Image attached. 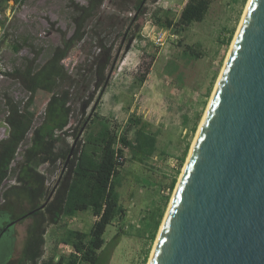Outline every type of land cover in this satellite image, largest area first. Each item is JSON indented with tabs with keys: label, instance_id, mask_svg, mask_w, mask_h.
Masks as SVG:
<instances>
[{
	"label": "rangeland",
	"instance_id": "obj_1",
	"mask_svg": "<svg viewBox=\"0 0 264 264\" xmlns=\"http://www.w3.org/2000/svg\"><path fill=\"white\" fill-rule=\"evenodd\" d=\"M73 1L82 5L89 2ZM130 1L125 2L129 3L128 10L132 5ZM186 2L148 0L145 3L144 12L136 22V38L119 53L104 95L87 111L95 121L90 122L82 135L98 131L97 116L105 118V124L117 130L119 135L127 127L130 117L140 120L151 132H158L157 151L149 159L136 156L130 149H123L125 161L120 168L117 187L122 213L107 227L104 233L106 243L99 252L102 261H107L106 264H148L249 0H211L204 21L193 23L180 33L159 25V20H163L166 12L177 21ZM121 3L123 0H104L99 9L101 18L94 20L89 27L95 26L96 31L105 34L103 28L117 25L118 7L123 8ZM132 12L127 15L130 16ZM112 15L116 16L114 20L109 19ZM71 18L70 0H0V22L3 23V26L0 25V140L7 135V127L2 121L3 95H11L18 104L27 96L17 81L2 73L20 67L23 58H30L37 51L40 53V62L44 61L51 49L61 43L62 32L67 37L73 34ZM159 30L168 33L163 46L153 42V35ZM230 31L232 36L227 42ZM117 37L113 33L108 39L118 44ZM20 44L23 46L16 53L13 46ZM186 46L195 48L200 58H188L184 54ZM94 52L96 45L90 36L86 41L76 44L63 61V66L72 73L77 65ZM93 107L96 108L95 112L91 111ZM79 115L78 112L71 115V125L77 124ZM128 138H133V131L129 132ZM20 153L0 193V210L6 209L12 218L24 215L30 209L25 200L21 203L13 200L4 203L2 197L5 190L17 184L15 179L22 161ZM181 160L183 163L180 166ZM41 171L48 178L50 191L60 169L45 165ZM173 179L175 185L170 189ZM96 220L91 212H83L73 218H65L57 225H46L41 257L45 262L52 260L54 264L57 258L64 255L61 240L65 232L74 230L87 235ZM32 221V218H26L13 227L18 237L16 252L21 249ZM117 232L121 234L119 243L113 246L111 240Z\"/></svg>",
	"mask_w": 264,
	"mask_h": 264
},
{
	"label": "trees",
	"instance_id": "obj_2",
	"mask_svg": "<svg viewBox=\"0 0 264 264\" xmlns=\"http://www.w3.org/2000/svg\"><path fill=\"white\" fill-rule=\"evenodd\" d=\"M103 1L89 0L87 5H82L70 0L73 34L67 37L62 32L61 43L51 49L44 61L40 62V53L37 51L30 58H23L20 67L2 73L17 81L27 94L19 104L9 94H4L2 101V121L7 127V135L0 140V193L21 148L22 161L15 179L17 184L5 190L2 197L4 203L11 200L21 203L25 200L30 209L22 220H33L28 227L24 251L18 264H29L41 258L46 225H57L63 219L73 218L83 212H91L97 217L89 233L82 235L67 230L61 241L71 245L90 264H106L107 261H102L99 252L106 243L104 233L107 227L122 213L117 187L120 168L125 161L123 149H130L143 159L151 158L157 151L158 132H151L135 117L128 119L127 127L119 135L117 130L105 124V118L95 116L98 131L82 135L90 122L95 121L87 111L104 95L119 53L136 38V22L148 0H131L130 10L127 9L129 3H125L127 0H123L120 4L123 8L118 7L117 11L118 27L115 24L106 26V29H102L105 34L96 31L95 26L89 27L94 20L101 18L99 9ZM210 5L211 0H187L177 21L166 12L163 20H159V25L180 33L193 23L203 22ZM130 11L133 12L128 16ZM115 17L112 15L109 19L114 20ZM0 25L3 26V23L0 22ZM113 33L118 35V44L108 39ZM90 36L96 45V52L88 55L69 73L63 61L76 44L86 41ZM231 36L232 31L227 42ZM22 44H25V40ZM22 44L13 46L16 53ZM184 54L190 59H199L201 56L192 46H186ZM91 111L95 112L96 108L93 107ZM75 112L80 114L79 120L77 124L71 125L70 117ZM131 131L133 138L129 139ZM182 163L183 160L180 166ZM45 165L60 169L50 191L48 178L41 171ZM174 185L175 179L170 189ZM120 235L117 232L111 240L113 246L119 243ZM71 262L72 258L60 257L58 264ZM44 264L53 262L50 260Z\"/></svg>",
	"mask_w": 264,
	"mask_h": 264
},
{
	"label": "water",
	"instance_id": "obj_3",
	"mask_svg": "<svg viewBox=\"0 0 264 264\" xmlns=\"http://www.w3.org/2000/svg\"><path fill=\"white\" fill-rule=\"evenodd\" d=\"M148 264H264V0L247 6Z\"/></svg>",
	"mask_w": 264,
	"mask_h": 264
},
{
	"label": "flooded vegetation",
	"instance_id": "obj_4",
	"mask_svg": "<svg viewBox=\"0 0 264 264\" xmlns=\"http://www.w3.org/2000/svg\"><path fill=\"white\" fill-rule=\"evenodd\" d=\"M25 216L26 214L18 218H12L6 209L0 210V264H18L22 258L27 233L21 249L16 252L18 237L13 227L22 221V218ZM10 224L12 225L8 227Z\"/></svg>",
	"mask_w": 264,
	"mask_h": 264
},
{
	"label": "built area",
	"instance_id": "obj_5",
	"mask_svg": "<svg viewBox=\"0 0 264 264\" xmlns=\"http://www.w3.org/2000/svg\"><path fill=\"white\" fill-rule=\"evenodd\" d=\"M167 37H168L167 31L159 30L153 35V42L157 46H163L167 40ZM63 249H64V255L62 257H65L66 259H70V258L73 259V262L67 264H90L88 261H85L82 257V254L77 252L71 245L63 244ZM59 259L57 258L54 264H58ZM44 262H45L44 259L41 257V258H37L34 262L29 264H44Z\"/></svg>",
	"mask_w": 264,
	"mask_h": 264
},
{
	"label": "bare ground",
	"instance_id": "obj_6",
	"mask_svg": "<svg viewBox=\"0 0 264 264\" xmlns=\"http://www.w3.org/2000/svg\"><path fill=\"white\" fill-rule=\"evenodd\" d=\"M249 2H250V0H249ZM249 2H248V4H249ZM248 6V5H247ZM247 6H246V9H247ZM246 11V10H245ZM244 14H245V12H244ZM244 16V15H243ZM242 19H243V17H242ZM242 21V20H241ZM240 25H241V22H240ZM240 25H239V27H240ZM239 27H238V29H239ZM230 51V50H229ZM229 54V53H228ZM226 60H227V58H226ZM226 62V61H225ZM222 71H223V69H222ZM222 71H221V73H222ZM220 76H221V74H220ZM220 76H219V78H220ZM219 78H218V80H219ZM217 83H218V81H217ZM215 86H217V84L215 85ZM215 90V89H214ZM213 95V94H212ZM211 100V99H210ZM208 109V108H207ZM206 112H207V110H206ZM205 116V115H204ZM203 120H204V117H203V119H202V122H201V124H200V127H201V125H202V123H203ZM200 127H199V129H200ZM199 129H198V132H199ZM198 132H197V134H198ZM197 134H196V137H197ZM195 140H196V138L194 139V142H193V144H192V147H193V145H194V143H195ZM192 147H191V149H192ZM190 152H191V150H190ZM190 154V153H189ZM189 156V155H188ZM180 177H181V175H180ZM180 179V178H179ZM165 218V217H164ZM156 243V242H155ZM150 257H151V255H150Z\"/></svg>",
	"mask_w": 264,
	"mask_h": 264
},
{
	"label": "crops",
	"instance_id": "obj_7",
	"mask_svg": "<svg viewBox=\"0 0 264 264\" xmlns=\"http://www.w3.org/2000/svg\"><path fill=\"white\" fill-rule=\"evenodd\" d=\"M95 219H97V217L94 216Z\"/></svg>",
	"mask_w": 264,
	"mask_h": 264
}]
</instances>
